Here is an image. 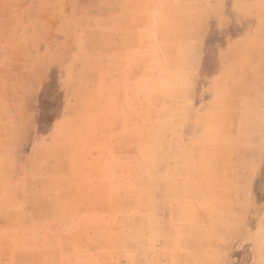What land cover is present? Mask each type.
<instances>
[{
	"label": "rangeland",
	"instance_id": "rangeland-1",
	"mask_svg": "<svg viewBox=\"0 0 264 264\" xmlns=\"http://www.w3.org/2000/svg\"><path fill=\"white\" fill-rule=\"evenodd\" d=\"M215 1L201 50L185 0H0V264H264V0Z\"/></svg>",
	"mask_w": 264,
	"mask_h": 264
},
{
	"label": "crops",
	"instance_id": "crops-1",
	"mask_svg": "<svg viewBox=\"0 0 264 264\" xmlns=\"http://www.w3.org/2000/svg\"><path fill=\"white\" fill-rule=\"evenodd\" d=\"M186 2L179 7L184 9H194L193 19L191 27V33L194 34V41L196 42L195 48H203V40L208 32V18H210L214 13L218 11V2L215 0H210L205 2L204 0H185ZM182 8V9H183ZM180 31V30H179ZM178 31V32H179ZM186 31V30H181ZM247 87V84L240 85L239 87Z\"/></svg>",
	"mask_w": 264,
	"mask_h": 264
}]
</instances>
